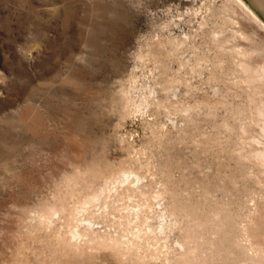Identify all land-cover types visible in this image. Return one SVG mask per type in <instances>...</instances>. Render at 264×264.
Instances as JSON below:
<instances>
[{
	"label": "rangeland",
	"instance_id": "rangeland-1",
	"mask_svg": "<svg viewBox=\"0 0 264 264\" xmlns=\"http://www.w3.org/2000/svg\"><path fill=\"white\" fill-rule=\"evenodd\" d=\"M241 10L233 0H0V264H129L104 248L76 254L58 236L87 224L99 207L87 199L113 202L108 193L136 179L141 203L153 201L149 228L169 222L159 253L187 240L201 245L196 263L264 264V232L245 236L264 218V29ZM128 200L115 203L125 212ZM191 204L227 212L223 250L212 229L202 244L180 233ZM114 213L97 224L122 234Z\"/></svg>",
	"mask_w": 264,
	"mask_h": 264
},
{
	"label": "bare ground",
	"instance_id": "bare-ground-1",
	"mask_svg": "<svg viewBox=\"0 0 264 264\" xmlns=\"http://www.w3.org/2000/svg\"><path fill=\"white\" fill-rule=\"evenodd\" d=\"M233 1L236 2V4L246 13V15H248L249 18H251L262 29H264V22L244 0H233ZM252 1L264 13V0H252ZM260 72L261 74L258 72L260 75L264 74V68H262ZM261 82H263V80H261ZM262 113L264 115V112ZM262 132L264 134V123L262 126ZM255 155L259 160H263L264 151L263 150L256 151ZM138 189H139V179H136L135 184L133 186H128V185L126 186V184H124L121 185V188H116L114 191L110 190L111 193H108L110 198L112 195L115 197L114 199L115 201L113 200V202L111 201L104 202V205L100 206L101 203L100 197H102L101 195H99L98 197L96 196L97 197L96 199H94L95 197L90 200L87 199L88 204L92 203L95 206H99V207L95 211L92 210L93 215H91V218L87 220V224H83L82 223L83 221L82 222L80 221L81 222L80 224L74 226L76 227L75 230L69 229L66 235H59L58 238L60 243L65 245L66 249L69 248V251L72 249V251H74V253L76 254L83 253L86 247L88 251L93 249H101V248L108 249L111 253L115 254L121 261L129 264H152L151 262L153 261H154L153 264H219L216 261L208 262L207 260H203L201 263H196L195 260H193V256L196 255L197 251H199V247L201 245L198 246L196 244H191L189 243V241L187 242V240H186V246L183 245L178 250H170L167 249L168 248L167 247L165 248L166 250L164 252H161L163 251L162 249L160 251L161 253H159V250L156 251L157 245L155 243L161 238L159 236V233L162 232L164 228H167L168 225L167 223L169 222L165 223L166 220H164L162 223H160L157 231H153L149 228L145 216L148 209L152 207L153 201H151L152 199L150 200L148 197H146L145 203H141V200L144 199V197L142 193H140L141 190L139 191ZM124 198L126 200L127 199L134 200L136 202V205L133 206L134 208H130L124 212V209L120 205L118 206L115 203L117 202V200ZM161 207H163L162 209L165 210V213L163 212L164 214L167 213L174 214L176 211V206L173 202L161 203ZM86 210H83L77 214L78 219L80 220L85 219L84 217L85 214L87 213ZM111 211L115 213L117 212L112 223L113 224H115V222L117 223L118 225L117 227L122 234H115L114 231L112 232V230L109 229L105 231H101L97 224L98 216L99 217L102 216L101 218H103V215H105L104 213L110 214ZM55 213H58V217L64 216L65 218L66 212H65L64 202L60 203L58 210H56ZM190 213H191L192 222L190 225H180V231H181L180 233L184 234L187 237V239L197 237V239L199 238V242H201L202 244L204 240L207 239L203 234L204 230H206L207 228L208 230L212 229L214 231L212 234H214L215 240L218 243V247L221 250H223L225 248L224 241L223 240L218 241V237L220 235H224L225 222L227 220V215H228L227 212L224 211V209L222 208L221 210L213 208L212 211L208 210L205 212L202 211V209L198 205L191 204ZM72 218L71 215H68V217H66V221L67 222L71 221ZM263 229H264V218L259 217L257 219H254V222L251 223V225L245 230V236L247 238H250L251 240L255 239L258 236L263 235L264 232ZM158 237L160 238L158 239ZM259 238H262V236ZM178 245L180 246L181 244Z\"/></svg>",
	"mask_w": 264,
	"mask_h": 264
}]
</instances>
